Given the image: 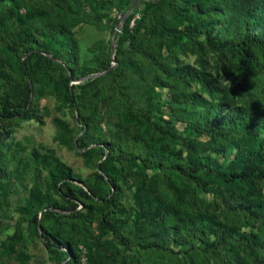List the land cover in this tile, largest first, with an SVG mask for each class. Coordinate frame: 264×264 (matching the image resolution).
Listing matches in <instances>:
<instances>
[{
  "label": "trees",
  "instance_id": "1",
  "mask_svg": "<svg viewBox=\"0 0 264 264\" xmlns=\"http://www.w3.org/2000/svg\"><path fill=\"white\" fill-rule=\"evenodd\" d=\"M1 2L4 0H0ZM107 2L113 5L112 0ZM119 3L120 8H124L128 0H119ZM54 6L68 15H80L83 21L101 25L99 18L73 10L66 0L56 1ZM167 8L174 14H170ZM3 14L10 17V21L3 23L1 21L4 19L0 20V28L4 29L0 32V45L13 63H17L20 92L16 98H12L0 88V147L7 138L3 131L4 123L13 119L31 120L36 117L31 96L37 92L43 93L42 82L35 80L38 65L51 71L59 86L63 87V91H56L55 96L73 105L77 113L76 121L83 127L79 134L75 129H68L63 121L54 120L58 142L65 147L74 148L76 138L79 148L89 147L81 153L82 156L100 161L96 164L97 171L93 173V181H81L82 187L72 183L79 178L69 168L56 166L49 170L48 190L59 197L61 205L51 202L48 193L35 192L26 200L28 208L34 210L30 223L37 225L40 213V236L48 254L57 259L56 264H80L81 251L63 237L55 236L45 228L43 222L55 218L57 209L75 213L78 205H83L86 212H77L76 216L85 223L90 218L92 207L97 205L95 200H100L103 206L96 211L99 214V231L111 232L125 249L135 252L139 257L156 254L177 258L182 255L183 259L191 260L209 258L213 264H264V240L259 236L246 231L240 232L234 229L236 225L200 224L193 216L189 225L179 228L174 222V198H166L168 194L177 196L167 170L198 181V174L201 172L216 173L211 168L213 156L228 154L225 162L227 176L222 179L224 190L215 192L216 196L233 220L246 227L261 226V235L264 236V64L254 53V49H264V0L151 1L145 4L143 16L139 21L134 20L133 26H130L132 17L126 18L121 26V35L116 39L118 43L128 41L132 54L116 50V67L111 66L108 60L93 71L86 66L76 67L78 60L72 40L67 38L64 49L67 56L64 58L59 52L49 49L46 43L40 42L29 27L23 26L16 11L5 9ZM174 16L182 20L178 18L172 22ZM55 33L63 35L61 30ZM183 37L186 38L185 42H182ZM199 37H203V43L222 58L243 97H258L259 106L250 104L247 109L235 111L227 117L221 113V104L202 102L198 96L187 92L185 86L193 78L212 96L217 92L204 74L193 69L186 71L181 66H169L174 52L181 50L184 44L192 49L199 47ZM203 43L201 42L202 46ZM163 48L167 52L165 56L161 54ZM125 57L124 67L121 58ZM130 60L139 62V67L148 68L151 79L161 88L171 87L169 82L172 81L173 87L182 85L180 93H175L174 89L175 94L166 103L170 110L169 118L186 123L190 134L207 137L205 143L212 155L203 154L200 157L197 152L198 143L190 141L186 146L192 152L185 164L180 159L181 154H173L171 159H167L155 150V144L165 146L168 142L175 141L183 132L161 124L158 115L164 113L162 105L151 106L144 101L137 104L128 96L123 80L128 68H132L127 63ZM11 69L16 73L14 67ZM62 70L66 73L63 74ZM94 73L100 74L92 75L95 77L85 79L77 85L70 84L72 80L78 81ZM145 85L152 89L148 83ZM74 88H79V94L73 91ZM106 95L122 101L123 116L128 124L126 133L116 135L109 142L94 138V126L90 117L95 102ZM186 114L193 115V119L185 116ZM247 125L254 128L253 132H243V127ZM75 128L78 129V126ZM137 163L144 169L158 170L136 192L139 220L143 224L141 235H133L122 220L109 218L113 213L126 215L117 194L112 191L117 185L111 175L110 165L124 167ZM99 183H103L108 189L106 194L97 193ZM238 186H244L245 191L241 193ZM0 190L6 192L3 182H0ZM62 219L68 220V214L62 215ZM210 235L213 236V242H208ZM81 244L90 264H104L97 250L83 242ZM180 246L184 249L173 248ZM118 259L121 264H134V259L138 260V257L128 260L121 253Z\"/></svg>",
  "mask_w": 264,
  "mask_h": 264
},
{
  "label": "rangeland",
  "instance_id": "2",
  "mask_svg": "<svg viewBox=\"0 0 264 264\" xmlns=\"http://www.w3.org/2000/svg\"><path fill=\"white\" fill-rule=\"evenodd\" d=\"M56 1L60 2L61 0H4L0 3V20L4 19L1 21L3 23H7V20L10 21V17L4 15L3 10L16 11L23 26L29 27L40 42L46 43L49 49L59 52L64 58L67 56L64 52L65 44L68 39L72 40L78 60L76 67L79 68L86 66L93 71L101 64H106L108 60L111 66L116 67L118 65L114 57L116 50L132 54L128 41L118 43L116 39L122 32V18L135 0H128L124 8H120L119 0H112L113 5L109 4L107 0H66L73 10L99 18L101 25L83 21L80 15H68L54 6ZM151 1L156 0H138L127 17L131 16L132 19L135 17V20L139 21L143 16L145 4ZM167 10L171 12L170 14L173 13L171 9L167 8ZM178 18L180 17H172V22L177 21ZM180 20L182 19L180 18ZM116 28L119 29L114 32ZM3 30L0 28V32ZM57 30H61L63 35L56 34ZM197 40L200 44L199 47L192 49L184 44L181 50L174 52L169 66L172 68L181 66L186 71L193 69L204 74L215 86L217 92L212 96L194 78L189 79L185 86L187 92L195 94L202 102L221 104V113L227 117L234 114L235 111L247 109L250 104L259 106L258 97L253 95L249 98L243 97L241 89L232 81L227 65L216 51L203 43V37H199ZM185 41L186 38L183 37L182 42ZM111 43L114 47L113 55L110 53ZM254 53L258 56V60L264 64V49H254ZM161 54L163 56L167 54L164 48ZM125 59L126 57L121 58V64L124 67L126 64L123 63V60ZM127 63L129 67L130 65L132 67L128 68L127 76L123 80L128 96L132 97L137 104L144 101L151 106L162 105L164 113L158 115L161 124L169 125L177 132H183L175 141L168 142L165 146L159 143L155 144V150L165 155L167 159H171L173 154H181L180 159L185 164L192 152L190 147L186 146L190 141L198 143L197 152L200 157L203 154L212 155L213 153H210L209 147L205 143L207 137L190 134L186 123L169 118L170 110L166 103L169 102L172 95L180 93L182 85L173 87L174 81H172L169 82V85L173 88H161L155 85L151 79L152 76L148 68L139 67V62L136 60L133 62L130 60ZM11 67L15 68L16 73ZM61 72L66 73L65 70ZM97 74L100 73L90 74L78 81L72 80L70 84L77 85ZM17 75H19L17 63H13L8 53L0 45V88L4 89L12 98H16L20 92ZM35 80H39L43 85L42 94L37 92L31 96L36 109V117L31 120L13 119L3 124V131L7 138L0 147V182H3L6 192L0 190V264L57 263V259L48 254L41 239L38 224L40 223V213L37 216V225L30 223V217L34 210L28 208L26 200L30 194L35 192L48 193L51 202L61 205L59 197L48 190L49 170L56 166L69 168L72 174L79 178L78 181L72 183L82 187L81 181H93V173L97 171L96 164L100 162L99 159L82 156L81 153L89 147L79 148L76 138L74 139V148L65 147L58 142L54 120L63 121L68 129H75L79 134L83 127L76 121L77 113L73 105L67 104L55 96L56 91H63V87L59 86L51 71L37 65ZM146 83L152 86V89L146 86ZM176 83L178 84V82ZM174 89H176L175 93ZM73 91L79 94V88H74ZM249 100L251 102H248ZM200 108L204 111L202 107ZM123 112L124 105L119 98L106 95L98 99L91 109L90 116L94 126V138L109 142L116 135L126 133L128 124ZM185 116L193 119V115L186 114ZM76 126L78 129L75 128ZM253 130L252 126L243 127V132L247 134ZM227 158L228 154L221 157L213 156L211 168L216 173L201 172L198 174V181L167 170L170 173L172 186L177 192V196L166 195V198H174L176 209L174 222L180 228L183 225H189L193 216L200 224H221L231 227L236 225L234 229L252 233L264 240V236L261 235V226L255 225L252 228L240 225L228 215L216 196L215 192L224 190L222 179L227 176L225 166ZM110 169L117 185L112 191L117 194L126 215L113 213L109 218H113L115 221L122 220L123 225L130 229L133 235H141L143 224L139 220L136 192L144 186L147 180L152 179L158 170L144 169L139 163L124 167L111 164ZM217 173L220 175L217 176ZM98 185L97 193L106 194L108 191L106 186L103 183ZM237 189L241 193L245 191L244 186H238ZM95 201L97 205L92 207L90 218L85 223H82L76 216L77 212L81 214L86 212L83 205H78L75 213L57 209L55 218L43 222L45 228L55 236L63 237L64 240H68L80 249V264H90L82 242L91 249L97 250L98 256L104 264H121L118 259L121 253L128 260L138 257V260L134 259V264H213L209 258L191 260L183 259L182 255L177 258L156 254L139 257L135 252L125 249L111 232L99 231L97 227L99 214L96 211L102 205L100 200ZM64 214H68V220L62 219ZM208 242H213L212 235L208 237ZM173 248L174 250L184 249L181 246ZM242 256L246 259L243 254Z\"/></svg>",
  "mask_w": 264,
  "mask_h": 264
},
{
  "label": "water",
  "instance_id": "3",
  "mask_svg": "<svg viewBox=\"0 0 264 264\" xmlns=\"http://www.w3.org/2000/svg\"><path fill=\"white\" fill-rule=\"evenodd\" d=\"M137 2H138V0H135L134 3L130 6V8L124 14V16L122 18V22H124L126 20L128 13L132 10V8L136 5ZM118 29L119 28H116V30L114 32H116ZM113 52H114V47H113V44L111 43V46H110V53H111V55H113ZM95 76H91V77H95Z\"/></svg>",
  "mask_w": 264,
  "mask_h": 264
},
{
  "label": "built area",
  "instance_id": "4",
  "mask_svg": "<svg viewBox=\"0 0 264 264\" xmlns=\"http://www.w3.org/2000/svg\"><path fill=\"white\" fill-rule=\"evenodd\" d=\"M134 20H135V17L131 20L130 25L133 24Z\"/></svg>",
  "mask_w": 264,
  "mask_h": 264
}]
</instances>
